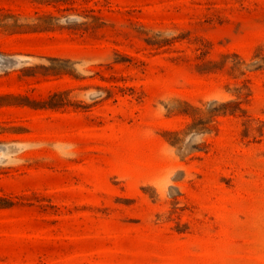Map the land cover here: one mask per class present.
Returning <instances> with one entry per match:
<instances>
[{
	"label": "rangeland",
	"instance_id": "obj_1",
	"mask_svg": "<svg viewBox=\"0 0 264 264\" xmlns=\"http://www.w3.org/2000/svg\"><path fill=\"white\" fill-rule=\"evenodd\" d=\"M39 8L0 0V264H264V0Z\"/></svg>",
	"mask_w": 264,
	"mask_h": 264
},
{
	"label": "trees",
	"instance_id": "obj_2",
	"mask_svg": "<svg viewBox=\"0 0 264 264\" xmlns=\"http://www.w3.org/2000/svg\"><path fill=\"white\" fill-rule=\"evenodd\" d=\"M34 3L38 5H43L44 8H39L36 10V16L30 23H4V26L13 30V31H54V30H62V29H77L84 26L85 29L90 26H96L98 22V16L96 14H91L90 20L82 21L81 23H77L75 25H60L57 20L58 17L54 14L51 6L56 7L59 3L64 2L66 0H32ZM44 72L47 74H55V75H64L65 73H69L67 69L63 67H59L57 65H44ZM229 102H222L223 105H227ZM51 106H57V103H51ZM227 109L217 110L214 114H226ZM231 112V111H230Z\"/></svg>",
	"mask_w": 264,
	"mask_h": 264
}]
</instances>
